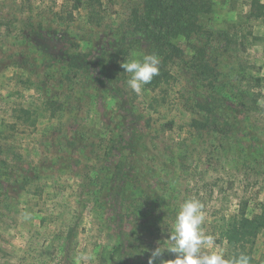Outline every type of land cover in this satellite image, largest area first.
<instances>
[{"label": "rangeland", "instance_id": "rangeland-1", "mask_svg": "<svg viewBox=\"0 0 264 264\" xmlns=\"http://www.w3.org/2000/svg\"><path fill=\"white\" fill-rule=\"evenodd\" d=\"M206 1L137 95L121 64L154 53L141 0H0V264H148L188 198L202 251L227 253V220L264 204V0Z\"/></svg>", "mask_w": 264, "mask_h": 264}, {"label": "trees", "instance_id": "trees-1", "mask_svg": "<svg viewBox=\"0 0 264 264\" xmlns=\"http://www.w3.org/2000/svg\"><path fill=\"white\" fill-rule=\"evenodd\" d=\"M264 8V5H260ZM209 11V3L206 0H141V8L133 12L137 30L141 31L152 43L154 53L161 57L163 66H159V74L151 83L160 82L164 73V65L167 60L179 58L181 49L170 42L171 38L178 36L190 37L192 34L201 32L202 25L199 15ZM126 54V51H123ZM67 66L71 70L81 71L83 61L78 57L71 56ZM193 126L204 125L193 122ZM222 228L221 239L226 243L224 254L226 259L237 256L240 253L248 255L250 264H257L253 255L255 238L260 230L264 229V204L258 213L248 217L245 211H239L238 215L230 217L227 224Z\"/></svg>", "mask_w": 264, "mask_h": 264}, {"label": "clouds", "instance_id": "clouds-1", "mask_svg": "<svg viewBox=\"0 0 264 264\" xmlns=\"http://www.w3.org/2000/svg\"><path fill=\"white\" fill-rule=\"evenodd\" d=\"M133 56L139 54L133 53ZM160 57L156 54H144L142 58L131 59L123 62L121 67L124 72L130 74L127 80L128 87L137 95L144 90V86L150 84L159 74ZM258 105L264 107V99L259 100ZM203 204L195 198L185 199L179 206L171 226L169 244L166 251L176 254L174 260L164 261L162 258L165 250L161 247L152 252L148 264H250L251 258L240 253L237 256L226 259L224 253L212 251L206 253L204 248L215 247V237L206 235L202 225L205 222ZM81 264H91L93 256L81 253L77 256Z\"/></svg>", "mask_w": 264, "mask_h": 264}]
</instances>
